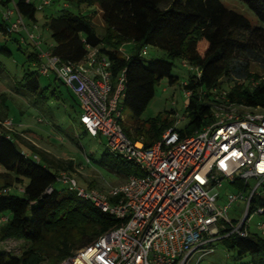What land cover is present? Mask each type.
<instances>
[{"label":"trees","instance_id":"16d2710c","mask_svg":"<svg viewBox=\"0 0 264 264\" xmlns=\"http://www.w3.org/2000/svg\"><path fill=\"white\" fill-rule=\"evenodd\" d=\"M0 1L7 4L12 0ZM61 1L78 8L97 9L89 15L65 10L60 16L47 19L46 27L54 41L49 52L63 63L76 65L87 57L90 46L109 58L114 78L126 70V93L121 107L130 111L137 124L134 129L136 139L130 136V131L124 130L131 139L142 140L147 148L175 127L168 118L159 117L144 123L139 119L154 100L156 85L164 78L174 84L178 78L173 75L169 60H156L146 65L142 53L145 48H158L170 60L182 59L189 66L191 75L184 88L190 94L186 109L190 124L185 130H178L183 136H191L214 122V106L221 102L224 92L232 104L264 107V79L252 74L249 64L255 61L264 67V26L254 27L247 16L230 9L225 4L227 0ZM240 1L247 4L264 24V0ZM14 2L23 18L38 28L36 3ZM99 10L105 28L103 34H99L94 22V15ZM7 26V22H0V32L13 35L7 32ZM202 41L208 45L204 54L198 49ZM125 42L135 44L133 54L127 58L120 53ZM34 48L27 62L37 70L30 67L25 72L22 87L23 91L45 100L47 88L41 87L39 72L41 51L36 45ZM1 53L12 56L7 49H2ZM194 68L200 70V77ZM3 72L4 65L0 62V77ZM57 80L55 75V82ZM224 80L229 82L228 85ZM74 99L81 106L77 98ZM4 122V117H0V166L5 170L0 174V215L9 211L12 217L0 229V244L17 240L22 246L19 248L21 253L7 251L5 247L0 250V264H43L50 258L55 264H61L122 225L120 220L76 192L56 189L55 185L62 183L59 181L61 174L78 171L75 161L50 155L29 143L17 131L6 130ZM106 150L100 161L103 168L126 181L132 175H141L134 163ZM91 164L90 160L87 165ZM233 185L237 191L247 192L246 181L238 179ZM14 186L23 187L22 196L11 194ZM260 209H264V198L255 194L249 215ZM232 230L230 224L221 221L217 241H222L228 249L238 250L239 259L251 254L252 264H264V235L249 232L248 236L242 237Z\"/></svg>","mask_w":264,"mask_h":264},{"label":"built area","instance_id":"2783aa9c","mask_svg":"<svg viewBox=\"0 0 264 264\" xmlns=\"http://www.w3.org/2000/svg\"><path fill=\"white\" fill-rule=\"evenodd\" d=\"M12 2L14 9L4 14L7 32L27 31L41 51L40 74H55L72 89L82 108L80 122L87 135L107 138V149L134 163L141 172L102 192L83 189L67 174L60 175L59 181L69 185L79 197L122 222L61 264H188L198 252L201 257L214 252L211 244L219 240L221 221L232 226V233L249 235V211L248 218L238 226L228 218L229 207L244 199L243 192H230L228 205L221 206L220 189L225 182L233 184L242 179L248 183L258 179L254 192L247 198L250 206L264 183V107L232 104L224 92L221 102L214 106L213 123L191 136H183L176 128L169 129L159 142L147 148L142 140L128 137L122 124L126 70L114 78L112 62L90 46L87 57L76 65L63 63L51 52H44L40 36L30 32ZM52 2L41 0L37 8L43 10ZM142 53L148 55L149 49ZM194 71L201 76L199 69ZM3 125L14 130L11 120ZM86 162L89 164L90 160ZM258 212L263 214L264 209ZM260 230L264 232V223ZM6 244H11L9 251L15 246L10 241Z\"/></svg>","mask_w":264,"mask_h":264},{"label":"rangeland","instance_id":"374dc122","mask_svg":"<svg viewBox=\"0 0 264 264\" xmlns=\"http://www.w3.org/2000/svg\"><path fill=\"white\" fill-rule=\"evenodd\" d=\"M7 1L3 0L5 3ZM33 1L36 5L41 3V0ZM225 4L230 9L247 16L252 21L254 27L264 26L263 22L259 20L244 2L240 0H227ZM9 9H14L12 1L7 4H2L0 1V22L4 21V14ZM96 9V7L86 6L78 8L72 4H66L64 1L55 0L52 5L37 11V30H35L30 20L24 18V21L31 33H34L36 37L40 36L41 49L44 52H48L50 47L54 46V41L50 30L46 27L47 19H50L52 16L58 17L65 10H69L77 15H89ZM94 22L99 34H103L105 28L100 10L94 15ZM207 46L206 41H202L198 48L199 52L204 54ZM34 47L35 44L29 38L27 31L11 36H6L0 32V62L4 65V72L0 77V117H4L5 121H13V131H17L29 143L47 151L58 159L75 161L78 165L76 168H79L80 171L68 176L75 179L81 188L102 192L109 191L111 188L125 183L126 179L123 180L110 173L100 164L102 157L107 153L108 139L105 137L94 138L85 133V128L80 122L82 109L76 103L72 89L59 80L55 82V75L50 74V77L40 76L41 87L43 89L47 88V99L43 100L38 98V96L35 97L23 91L22 81L25 72L30 67L31 70H37L36 67L27 62L28 56L35 51ZM2 49L11 51L12 56L8 57L6 54L1 53ZM134 50V42H125L120 48V53L127 58L133 54ZM144 59L146 65L156 60H169L172 63V73L178 80L174 84H170L169 79L164 78L156 85L155 98L139 119V122L144 123L159 117L168 118L173 121V127L177 130H185L190 124V119L186 113L190 99L184 88L191 75L189 66L182 59L170 60L164 51L155 47H149V54ZM249 64L250 72L264 79V67L255 61H251ZM228 83L225 81L226 85ZM121 109L124 116L123 127L130 131V136L133 139H136L134 129L137 128V124L133 120L129 110L123 107ZM4 128L8 130L6 127ZM20 143L23 149L29 153L22 142ZM88 158L92 162L91 165H87L86 159ZM81 167L83 168L81 169ZM258 182V179H250L248 181L247 192H243L244 199H238L229 207L228 218L236 226L244 220L249 206L247 198L254 192ZM1 185L2 182L0 180V187ZM55 187L60 192L62 190H70L69 185L62 183H57ZM22 188L21 186H14L10 192L11 194L22 196L23 193L20 191ZM230 192L239 194V191L235 189L233 184L225 182L220 189L219 204L221 206L228 205V195ZM257 193L264 198V183L259 186ZM11 217L9 211L0 215V229ZM263 223L264 214L255 211L251 214L248 222V231L252 235H264V232L260 230V226ZM8 241L16 246H13L12 251L21 253L19 250L22 246L21 242L17 240ZM6 242L0 244L1 251L4 247L8 251L11 244H6ZM211 245L215 248L213 253L201 257L202 253L198 252L192 256L188 264H252L253 255L251 254L239 259L238 250L228 249L222 241H216ZM43 264H55V262L54 259L50 258Z\"/></svg>","mask_w":264,"mask_h":264},{"label":"crops","instance_id":"0c3cea01","mask_svg":"<svg viewBox=\"0 0 264 264\" xmlns=\"http://www.w3.org/2000/svg\"><path fill=\"white\" fill-rule=\"evenodd\" d=\"M5 170L0 166V174L3 173ZM20 242V241H19ZM22 243V242H21ZM22 245V244H21Z\"/></svg>","mask_w":264,"mask_h":264},{"label":"water","instance_id":"95a60500","mask_svg":"<svg viewBox=\"0 0 264 264\" xmlns=\"http://www.w3.org/2000/svg\"><path fill=\"white\" fill-rule=\"evenodd\" d=\"M247 218H248V216H246V217L244 218V221H245Z\"/></svg>","mask_w":264,"mask_h":264}]
</instances>
